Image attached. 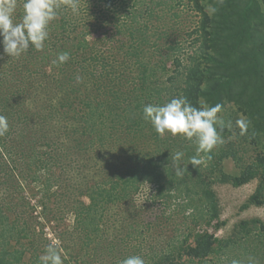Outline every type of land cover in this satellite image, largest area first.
Instances as JSON below:
<instances>
[{
    "label": "trees",
    "instance_id": "16d2710c",
    "mask_svg": "<svg viewBox=\"0 0 264 264\" xmlns=\"http://www.w3.org/2000/svg\"><path fill=\"white\" fill-rule=\"evenodd\" d=\"M79 1L93 3L89 7L95 10L86 28L83 18L77 20L70 9L61 8L43 51L30 46L12 59L0 44V115L9 124L0 137V159L12 166L7 179L0 166V188L10 190L9 197L0 195V264H37L55 240L70 257L64 264H119L132 255H140L145 264H231L234 259L248 264V257L264 264V220L243 219L219 236L227 222L221 219L214 187H239L258 179L243 208L264 205V3L209 0L215 6L209 12L205 0ZM181 6L199 18L187 30L192 38L187 50L172 37L179 27L165 24L181 16ZM21 13L18 0L17 22ZM99 31L106 32L95 37ZM61 51L70 53V59L54 65ZM48 72L51 78L45 86L53 92L39 97L42 104L22 103L27 92L45 81L40 75ZM77 76L82 78L79 83ZM181 95L196 107L221 104L218 115L225 123L237 109L238 117L249 122L246 134L240 135L232 124L221 133L225 142L213 150L211 160L199 168L188 164L195 145L180 136L167 138L171 144H166L143 119L145 105H163ZM27 125L33 129L32 146L18 153L17 144L29 138L22 133ZM53 140L65 143L62 152L52 149ZM248 147L253 155H246ZM91 151L112 160L101 179L84 186L88 204L75 212L88 249L74 256L59 237L43 238L27 221L47 215L51 197L45 194L46 201L32 206L23 191L48 172L46 192L63 187V169L74 165L75 154ZM177 152L184 153L178 163L186 167L180 176L171 156ZM228 158L240 172L226 170ZM144 183L155 186L150 206L138 217L144 215L145 221L137 218L126 224L123 240L129 246L114 254L113 242L103 243L101 232H108L111 223L106 214ZM21 191L25 195L20 196ZM38 207L40 215H35ZM156 208L160 211L154 217L147 215ZM96 242L101 244L98 252L90 248Z\"/></svg>",
    "mask_w": 264,
    "mask_h": 264
},
{
    "label": "rangeland",
    "instance_id": "374dc122",
    "mask_svg": "<svg viewBox=\"0 0 264 264\" xmlns=\"http://www.w3.org/2000/svg\"><path fill=\"white\" fill-rule=\"evenodd\" d=\"M261 3H264V0H260ZM207 3V9L209 12L215 11V6L209 3V0H205ZM91 4H85L83 1H79V14L74 15L75 19H82L83 23L82 28H86L94 21V17H88V15H92L94 12V8L89 7ZM181 11V12H180ZM179 13L181 14L180 17L172 18L165 22V24L171 25L175 24L179 27V32L176 31L172 36L174 39H177L182 46L185 47L187 50L191 45L192 38L187 36V30H190V26L193 25L196 19V14L187 8H183L181 6V10ZM174 11H171V15H173ZM82 30V29H81ZM185 31V32H184ZM106 31H99L95 34V37H101V33H105ZM92 37V36H91ZM175 41V42H176ZM51 72V71H50ZM50 72H48L47 76L42 73L40 76L45 79L43 84L36 86L34 91L27 92L23 97L22 103L27 104L28 106L42 104L43 101L39 100V97L42 95H49L53 92V88L50 86H45V83H48V79L51 78ZM250 74H253L254 68H250ZM53 74V73H52ZM40 107V106H38ZM235 109V108H234ZM236 111L232 110V117L233 119L228 120L231 121L232 124L236 125V120L240 119L238 117L237 109ZM243 119V118H242ZM29 129V131H28ZM28 131V132H27ZM33 129L31 125H27L26 128H22V133L29 134V138L25 143H18L19 147H16V151L18 153H24L25 150H29L32 146V142H29V139L33 138L32 136ZM37 137V134H35ZM171 138V136H166L163 138V142L166 144H171L170 141H167ZM53 144H51L52 149L59 148L62 152L65 143L59 140H53ZM249 148V153L246 152V155H253L254 152L252 151L251 147ZM118 149H121L118 146ZM7 154V151L4 150ZM241 153V151H240ZM74 160L75 163L72 167H67L63 169L64 172L60 173L61 183L63 187H53L51 188L50 192H46V183L45 181L48 177L51 176V173H43V181L38 180L35 182L30 183V187L23 191L29 199L32 201V206L35 204L40 205L42 201H46L45 194L48 197V210L46 212L47 215L45 218L41 216L40 218H34L27 220L29 225L36 231L41 237L54 239L55 237H59L62 240L63 245H67L68 248L64 247L67 253H71L72 255L76 256L77 251H85L88 249V244L82 238V230L78 223V217L76 215L75 209L79 210L81 205L88 204L87 196H83L82 192L84 186H86L90 180H94L96 177L97 179H101L103 177V171H108V166L111 164L110 160L112 158L110 155H97L95 152H87V153H78L75 154ZM0 166L2 168L3 174L5 175V179L7 176L10 177L12 172L11 164L5 163V160L2 158L0 159ZM226 164V170L232 173L240 172L239 167L236 165L233 159H226L224 161ZM2 174V176H3ZM1 176V178H2ZM259 183L258 179H254L251 182L244 184L239 187H235L230 183H216L214 185L215 191L217 192L220 202H221V219L227 222L226 226L221 228L217 233L219 236L227 235L231 229L234 227L236 223L243 219H252V218H260L264 220V205H251L248 208H243V205L248 201L250 195L255 191L257 185ZM11 185V184H10ZM21 191L20 196L25 195ZM155 192V186L150 183H144L139 192L134 193L132 198L127 199L123 202H120V206L112 205L107 212V218L110 220V226L108 228V232H101L103 238V243L107 244L113 242L111 247L113 248V253H122L124 252L128 245L127 240H123L124 231L126 224L132 221L133 219H137L142 215L141 209L145 210L146 205L150 206V198L152 197L153 193ZM3 194V197H9L10 190L6 186L0 188V195ZM148 206V207H149ZM41 208L38 207L35 212L40 215ZM159 209L147 211V215L154 217L155 213H159ZM145 213V212H144ZM29 217V215H28ZM31 218V217H29ZM141 222L145 221L144 215L143 218H138ZM149 220V218H148ZM39 236V237H40ZM58 241V240H55ZM83 244V248H80V245ZM84 244L87 246L84 247ZM105 246V245H104ZM92 250L97 251L101 248V244L98 242L92 243L91 247ZM97 249V250H96ZM103 251V249H102ZM68 255V254H67ZM108 257H111L109 253H106ZM70 257H67V261H69ZM74 262L71 260V264Z\"/></svg>",
    "mask_w": 264,
    "mask_h": 264
},
{
    "label": "clouds",
    "instance_id": "9594fccd",
    "mask_svg": "<svg viewBox=\"0 0 264 264\" xmlns=\"http://www.w3.org/2000/svg\"><path fill=\"white\" fill-rule=\"evenodd\" d=\"M18 0H0V44L3 54L12 59H18L31 49L43 51L45 42L49 39L50 25L59 17L61 8L70 9L74 15L79 14L78 0H22V13L16 20ZM2 58V56H0ZM70 59V53L61 51L52 62L62 65ZM77 82L82 78L77 76ZM222 105L194 106L187 97L181 95L172 98L163 105L147 104L143 107V119L150 123L159 138L166 136L183 137L195 145V155L189 158L193 167H200L211 160L213 150L225 141L222 132L231 129L232 123L225 121L218 115ZM236 126L240 135H245L249 122L237 119ZM9 131L7 117L0 115V137ZM184 153L177 152L172 156L175 174L180 176L186 170L179 161ZM67 255L56 241L50 242L38 257L37 264H64ZM119 264H145L140 255L125 257ZM231 264H242L239 260H232ZM248 264H256L254 257H248Z\"/></svg>",
    "mask_w": 264,
    "mask_h": 264
}]
</instances>
